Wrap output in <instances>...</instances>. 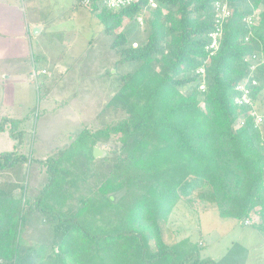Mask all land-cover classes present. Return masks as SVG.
Here are the masks:
<instances>
[{
  "label": "trees",
  "instance_id": "1",
  "mask_svg": "<svg viewBox=\"0 0 264 264\" xmlns=\"http://www.w3.org/2000/svg\"><path fill=\"white\" fill-rule=\"evenodd\" d=\"M105 1L88 9L114 35L118 87L97 128L72 132L40 161L35 188L8 175L28 161L18 144L0 151V264H215L190 238L175 239L168 220L194 198L264 236V0H137L114 12ZM216 3L231 13L209 57ZM144 11L147 34L133 46ZM252 56L262 62L249 78ZM245 78L257 83L250 105L234 102ZM98 146L108 149L95 159Z\"/></svg>",
  "mask_w": 264,
  "mask_h": 264
},
{
  "label": "rangeland",
  "instance_id": "2",
  "mask_svg": "<svg viewBox=\"0 0 264 264\" xmlns=\"http://www.w3.org/2000/svg\"><path fill=\"white\" fill-rule=\"evenodd\" d=\"M0 4L22 12L13 15L9 31L0 19V119H8L6 131L0 133V151L18 144L28 161L8 175L35 188L45 181L40 161L67 147L72 132L86 125L98 127L95 116L118 87V57L110 47L114 35H106L88 7L77 0H0ZM149 18L144 11L137 27L131 28L133 46L146 36ZM36 21L44 27L39 36L31 27ZM32 62L49 75L31 79ZM55 62L64 70L55 68ZM262 97L264 101V93ZM89 193L86 189L81 197ZM168 228L177 240L190 238L215 264H264V236L250 220L221 218L212 205L194 198L179 201Z\"/></svg>",
  "mask_w": 264,
  "mask_h": 264
},
{
  "label": "built area",
  "instance_id": "3",
  "mask_svg": "<svg viewBox=\"0 0 264 264\" xmlns=\"http://www.w3.org/2000/svg\"><path fill=\"white\" fill-rule=\"evenodd\" d=\"M136 1L137 0H106L104 5L106 6L107 9L114 12L116 10L131 5ZM80 3L81 5L88 7L90 4V0H80ZM149 4L152 7L155 6V4L151 0H149ZM230 13H231L230 7L226 3L215 4V15H214L215 29L209 34L208 36L209 43L206 46V52L209 57L212 56L218 49L219 42L221 40V36L223 33V26L226 20L228 19V17L230 16ZM243 21L249 26L255 25V13L253 15L244 17ZM247 60L250 63L249 78H251L252 75L255 73L257 66L260 65L262 60L261 59L259 60L258 57L256 58L255 56L249 57ZM197 73L203 75L204 71L202 68H200L197 71ZM41 75L48 76V73L43 69H36L33 67V70L30 73V78L36 79ZM249 78L243 79V81H241L236 87V91L239 92V96L235 98L234 100L235 103L250 105L251 102L249 97L250 94L249 82L251 83V86H255L257 83L256 81L253 80L250 81ZM200 90H204V85L200 86ZM251 116L254 118V124L256 126H259V124L262 122L261 117L256 115L254 112L251 113ZM239 123L243 124V120L241 119ZM246 224H248V221H246Z\"/></svg>",
  "mask_w": 264,
  "mask_h": 264
},
{
  "label": "crops",
  "instance_id": "4",
  "mask_svg": "<svg viewBox=\"0 0 264 264\" xmlns=\"http://www.w3.org/2000/svg\"><path fill=\"white\" fill-rule=\"evenodd\" d=\"M77 1H79V0H77ZM80 3V2H79ZM5 8V9H2V8ZM12 7H9L8 8V6H6V5H4V4H0V9L2 10V12H0V19L2 20V22L4 23V28L6 29V30H8V28H7V25L9 24V22H10V20L11 19H13L14 18V16L13 15H20V13L22 14V12H20L18 9H16V7L15 8H12ZM11 10V11H10ZM22 11V10H21ZM23 25L24 24H21V28H22V30L24 31V28H23ZM31 27H34V28H38L37 30H36V32H35V36H39L40 34H42L43 33V31H44V27L41 25V23H38L37 21L36 22H34V24L33 25H31ZM26 28H28V24H26ZM25 28V32H27V29ZM9 31V30H8ZM56 64H55V68H59V69H61L62 71L64 70V68H63V66L61 65V63L60 62H55ZM32 66H37L34 62H32ZM38 68V67H37ZM41 69H46V68H41ZM15 73H17L16 71L14 72V74ZM49 75V74H48Z\"/></svg>",
  "mask_w": 264,
  "mask_h": 264
},
{
  "label": "water",
  "instance_id": "5",
  "mask_svg": "<svg viewBox=\"0 0 264 264\" xmlns=\"http://www.w3.org/2000/svg\"><path fill=\"white\" fill-rule=\"evenodd\" d=\"M38 28H34V33L36 32ZM93 157L96 159V158H102L104 155H105V152L100 150L99 148L95 147L93 149Z\"/></svg>",
  "mask_w": 264,
  "mask_h": 264
},
{
  "label": "bare ground",
  "instance_id": "6",
  "mask_svg": "<svg viewBox=\"0 0 264 264\" xmlns=\"http://www.w3.org/2000/svg\"><path fill=\"white\" fill-rule=\"evenodd\" d=\"M227 23V22H226Z\"/></svg>",
  "mask_w": 264,
  "mask_h": 264
}]
</instances>
